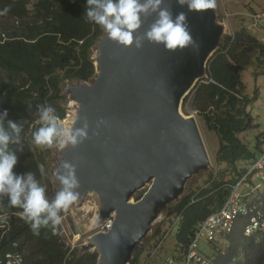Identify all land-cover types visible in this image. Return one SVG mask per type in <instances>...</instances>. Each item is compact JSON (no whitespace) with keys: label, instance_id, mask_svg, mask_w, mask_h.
I'll return each mask as SVG.
<instances>
[{"label":"trees","instance_id":"1","mask_svg":"<svg viewBox=\"0 0 264 264\" xmlns=\"http://www.w3.org/2000/svg\"><path fill=\"white\" fill-rule=\"evenodd\" d=\"M86 3L87 0H34L32 3L0 0V12L5 7L10 9L0 17L18 20L17 24L0 26V112L7 109V119L23 125V150L10 145L18 156L13 171L33 172L46 185L47 193L53 185L45 183L47 173L44 177L40 175L38 165H44V160L36 153V146L30 144L31 132L39 127L35 115L38 105H51L60 119L65 117L68 99L61 94L64 79L86 81L94 74L91 52L104 31L86 22L83 15ZM246 67L252 68L254 77L264 75V42L243 25L223 35L207 61L206 76L182 99L181 108H184L192 94V109L217 137L214 162H225L233 175L223 181L209 172L207 186L181 196L173 206L167 207L166 214L178 216L173 231L175 260L184 253L197 226L222 206L230 186L239 181L260 150L257 143L250 148L238 136L250 128L252 120L247 110L250 97L244 94L241 80V72ZM257 92L255 88L254 97ZM45 178L47 181L42 180ZM257 199L264 201V186L253 201ZM7 203L5 198V206L0 208V214L10 215L9 225L0 239V256L27 250L24 256L27 264H96V252H80L77 248L69 251L57 227L42 228L40 235H33L29 225L20 218L22 210L7 207ZM247 222V217L237 215L229 233L218 242H211L215 244H209L203 255L210 264H264V232L244 235ZM158 231L159 226L155 233ZM139 253L140 250L134 253L129 264H139Z\"/></svg>","mask_w":264,"mask_h":264},{"label":"water","instance_id":"2","mask_svg":"<svg viewBox=\"0 0 264 264\" xmlns=\"http://www.w3.org/2000/svg\"><path fill=\"white\" fill-rule=\"evenodd\" d=\"M165 2L173 16L187 13L199 50L169 52L147 40L140 49L125 48L112 41L109 52L113 50L114 57L104 67L103 80L97 81L98 90L104 89L102 98H107L101 102L94 92L82 90L77 101L90 99L85 106L88 142L67 156L76 165L78 198L95 202L91 197L97 194L95 212L99 214L94 225L113 217L107 232H95L79 248L80 252L96 251V264H129L136 243L156 218L157 206L176 195L192 167L206 161L195 123L190 116L182 119L177 113L183 116L182 99L206 76L207 61L220 42L206 12H188L187 6ZM154 18L148 17L137 35ZM100 118L105 123L97 127ZM146 178H153L152 182L133 201L132 193ZM53 180L54 193L49 198L59 188L54 186L56 174ZM90 190L92 194H87Z\"/></svg>","mask_w":264,"mask_h":264},{"label":"clouds","instance_id":"3","mask_svg":"<svg viewBox=\"0 0 264 264\" xmlns=\"http://www.w3.org/2000/svg\"><path fill=\"white\" fill-rule=\"evenodd\" d=\"M177 3L181 6L186 5L188 12H205L215 9L217 6L216 0H177ZM9 10L8 7H5L0 15H6ZM83 15L86 22L98 25L107 34L108 39L125 48L134 45L136 49H140L143 47L144 41L147 40L151 44L163 45L164 49L169 52L183 51L186 48H191L193 51L199 50V44L189 29L187 13L181 11L173 16L171 6L166 4L165 0H87ZM152 16L155 18L147 30L143 34L137 35L145 20ZM35 115L39 127L31 132L30 144L42 150L50 149L54 145L61 150L69 146L75 148L89 138V124L86 118L80 127H74L75 122L72 126H66L56 114V109L48 104L38 105ZM185 116L188 117V115ZM7 117V109L0 112V208L5 206L3 201L7 198V207L21 209L20 218L29 225L32 234L38 236L42 228L54 230L59 226L63 219L62 214L66 213L77 201L79 197L77 189L80 187V181L76 174V165L68 160L62 162L56 171L59 188L54 196L49 198L46 186L37 180L33 172L17 174L13 171L18 163V156L16 151L10 148V145H17L19 146L17 150H23L21 135L23 125L12 119H7ZM103 123L105 121L100 118L97 121V127ZM38 169L41 177H44L46 175L44 165L39 164ZM242 177L236 184L230 186V191L234 186H237L238 191V188L244 185L248 188L245 192H251L250 198L253 201L257 197V192L264 186V182L254 176H248L241 181ZM262 202L264 203V201ZM110 217L113 222V217ZM177 220L178 216H175V221L160 235L158 245L175 230ZM65 223L69 234L75 235L72 230H69L66 221ZM98 226H96V232H107L111 228L110 226L108 230L104 231L98 230ZM67 245L70 248L71 244ZM15 252L18 251L8 253ZM166 258H171L173 261L168 263ZM178 260L180 261V257ZM174 261L175 257L170 255L164 259L165 264H173Z\"/></svg>","mask_w":264,"mask_h":264},{"label":"rangeland","instance_id":"4","mask_svg":"<svg viewBox=\"0 0 264 264\" xmlns=\"http://www.w3.org/2000/svg\"><path fill=\"white\" fill-rule=\"evenodd\" d=\"M28 1L32 3L34 0ZM168 1L177 4V0ZM216 5L217 6L215 9L207 10L205 12L209 16L212 27L217 33L216 40H218L219 42L222 41L223 35L232 33V31L236 27L244 25L247 20L248 12H252L254 10L262 14L264 12L258 11L264 10V6L258 0H216ZM5 19L8 18L2 16L0 17L1 27L3 26L2 24H4V26H9L13 23H18V20L13 21L12 19ZM263 19L264 15L260 18L258 27L262 25L261 23ZM255 36L258 35L255 34ZM111 43L112 41L107 38V34L105 32L95 43L90 57L93 63L94 74L89 77L88 80L83 81L80 79H64L63 84H61V94L64 96L66 95L68 99L65 108V117L61 119V121L66 126H72L73 122H76V120H78V108H76V105L78 106V104L75 102V100L79 101V96L82 90H85L87 92H94V95L97 96V98L101 102L105 101V99L107 98L106 96L104 98H102L101 96L104 92V89L95 90L94 87L99 85V83L96 82L95 79L96 75L99 72H102L106 65L105 59L101 56V51H105L108 54L112 46ZM241 80L244 84V92L250 97L247 108L249 109L252 120L250 121L251 127L246 131L238 133V136L240 140L245 142L250 148H252L255 142L259 145V149H261L264 148V75H258L254 77L252 74V68L246 67L241 73ZM87 85H90L92 88H86ZM255 88L258 89V92L254 97ZM191 101L192 94L188 98V101L185 103L184 108H181V111L184 114L182 116V119H184L183 117L185 115H190L191 119L195 123L196 130L199 134V139L205 152L206 161H204L201 165H195L194 167H192V170L188 173V176L182 182L181 187L176 195L166 198L162 202V204L157 206V215L152 226L149 227L146 235L136 243L135 249H133L132 251L133 253L134 251L140 250L139 264H165L164 259L166 256H172L174 252V256H177V253L174 250L175 241L173 238V231L161 242L160 245H157L160 239V235H162L164 231L169 228L170 224L175 221L174 214H166L168 210L167 207L169 208L173 206L181 196L190 192L196 193L199 188L207 186L209 184V172H212L216 178H221L223 181L229 180L233 175L232 168L225 162H214L213 154L215 153L218 146L216 134L214 131L208 129L205 126L200 115H198L196 111L192 109ZM75 126L76 123L74 127ZM77 151H79L78 146L75 148L69 146L68 148L62 150L59 149L56 145H54L50 149L43 150L36 147V153H38L39 157L44 160L45 172L48 174V182L45 183H52L53 185V177L55 176L57 169L60 167L63 161L67 160V156L69 154L75 153ZM152 179L153 178L144 179V186L132 193L131 196L133 201H136L135 198L138 195L143 194V192L152 182ZM42 180L47 181L46 178ZM55 185H59L58 181L54 184V186ZM246 190H248V188L244 187V185L238 188L240 194H243V192H245ZM53 193L54 190L52 188V190L47 193L48 197L53 195ZM85 201L88 200L84 198H78L77 201L64 214L61 224L57 226L61 237L65 241V245L69 248V245L67 244H75L73 248H77V251L86 241V239L91 237L96 232V225H94V221L96 218L95 215L97 216L99 214H96L95 207L91 208L90 210L89 207L88 209L85 208ZM95 205L97 206L98 204ZM163 208L165 209L162 211ZM64 220L67 222L69 230H72L75 235L69 234ZM158 226L159 231L155 233V229ZM80 229H83L82 233L80 232ZM221 238L223 239L224 235H221ZM221 238H219V240H221ZM207 248L208 246H204L203 251L205 252ZM72 249L69 248V251ZM26 254L27 250H24L22 252L23 257ZM25 264H27V260H25ZM173 264H180V261L175 260Z\"/></svg>","mask_w":264,"mask_h":264},{"label":"built area","instance_id":"5","mask_svg":"<svg viewBox=\"0 0 264 264\" xmlns=\"http://www.w3.org/2000/svg\"><path fill=\"white\" fill-rule=\"evenodd\" d=\"M264 13L253 12L250 14V23L246 26L247 30L258 27V22ZM258 177L264 182V151L255 159L248 171L244 174L241 181L246 177ZM251 192L240 194L237 186L232 187L223 205L213 214L204 219L194 231L188 242L184 253L180 256L181 264H210L204 257V246H209L213 241H218L221 235L229 233L231 224L237 215L248 218L243 233L250 235L257 231L264 232V203L261 200L253 202ZM10 215L0 214V238L7 229ZM112 224V218L108 217L104 223L98 226V230H108ZM202 240L205 243H200ZM159 242L157 243V245ZM74 244L70 245L72 248ZM168 263L173 259L166 258ZM0 264H24L21 253H5L0 256Z\"/></svg>","mask_w":264,"mask_h":264},{"label":"bare ground","instance_id":"6","mask_svg":"<svg viewBox=\"0 0 264 264\" xmlns=\"http://www.w3.org/2000/svg\"><path fill=\"white\" fill-rule=\"evenodd\" d=\"M99 40V39H98ZM101 56L105 59V61H106V64H107V62L108 61H111L112 60V58L114 57V54H113V50L111 51V52H109V54H107L105 51H101ZM106 66V65H105ZM102 71V70H101ZM106 71V68H104V71H102V72H99L97 75H96V77H95V79H96V82L98 81V82H101L102 80H103V74H104V72ZM95 82V83H96ZM99 86L100 85H97V86H95L94 87V89L96 90V89H98L99 88ZM86 88H88V89H90V88H92L90 85H87L86 86ZM75 102L78 104V106L76 105V108H78L77 110V112H78V120H76V126L75 127H80V126H82V122H83V120H84V118H86L87 119V122H88V124H89V118H88V114H87V112H86V110H85V106H87L88 104H89V102H90V99H88V98H83L82 99V101H81V104H79V102H77L76 100H75ZM180 113V112H179ZM179 113H177L178 114V116L180 117V118H182V115L181 114H179ZM87 115V116H86ZM89 129H88V134H89ZM87 142H88V139H86L82 144H80V145H78V146H84V145H86L87 144ZM161 145H163V146H165L166 145V141H165V139H162L161 140ZM144 184L145 183H143L142 181L139 183V187H143L144 186ZM87 194H92V191L90 190L89 191V193H87ZM87 194H86V196H87ZM85 196V197H86ZM91 199L92 200H95V202H93V201H89L88 199H86V200H88V201H85V203H84V207L85 208H87L88 209V207H89V210L91 209V208H93V207H97L95 204H97L98 203V199H97V194L95 193V195L93 196V197H91ZM6 233V232H5ZM1 239V238H0ZM205 243V242H204ZM217 245V244H216ZM219 246V245H218Z\"/></svg>","mask_w":264,"mask_h":264},{"label":"crops","instance_id":"7","mask_svg":"<svg viewBox=\"0 0 264 264\" xmlns=\"http://www.w3.org/2000/svg\"><path fill=\"white\" fill-rule=\"evenodd\" d=\"M263 6H264V0H258ZM258 11H264V10H258ZM253 12H256L255 10L252 11V12H248L247 14V20L246 22L244 23V27L246 29V26L250 23V14L253 13ZM264 13V12H263ZM262 25L256 29H253V30H247L249 32H251L254 36L255 34H257L258 36H256L259 40H261L262 42H264V19L262 20ZM241 27V26H240ZM238 28V27H236ZM228 34H231V33H228ZM242 73V72H241ZM245 91V90H244ZM245 95H247L245 92H244ZM247 110H249L247 108ZM199 115V114H198ZM201 117V116H200ZM202 119V118H201ZM251 127V126H250ZM264 150V148H261L257 154V156L259 155V153Z\"/></svg>","mask_w":264,"mask_h":264}]
</instances>
